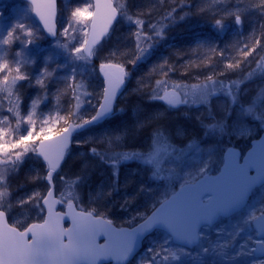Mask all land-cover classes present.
Segmentation results:
<instances>
[{
  "label": "rangeland",
  "instance_id": "rangeland-1",
  "mask_svg": "<svg viewBox=\"0 0 264 264\" xmlns=\"http://www.w3.org/2000/svg\"><path fill=\"white\" fill-rule=\"evenodd\" d=\"M113 2L116 7L126 4L129 15L134 19L138 17L144 20L142 32L148 36L153 35L149 24L159 22L166 24L167 27L164 28L162 39L154 37L152 40H144L138 49L135 35L136 24L128 22L120 15L110 36L95 49L92 57L97 63L94 67L89 60L87 63L75 61V64L72 60V56L76 55L74 48L80 47L88 36V24L92 16L89 13H92L93 9L91 0H56L57 32L56 38L51 40L44 35L32 16V8L29 4L22 0H0V39L5 38L10 27L18 23H23L25 29H30L33 33L32 37H28L24 31L17 29L15 35H18L20 39L14 40L10 45L0 44V57L6 59L13 69L15 61L20 60L22 62L21 72L28 76V79L17 81L13 96L10 97L7 92H0V128L4 129L5 133L0 142L7 141L10 146L20 135H27L26 130L34 131V125L29 124L25 119L28 114L22 118L19 111V126L18 118L12 116L16 110L14 107L17 103L14 99L16 95L25 94V98L31 104L34 98L40 96L44 88H58L65 91L69 90V85L73 83L74 85L78 82L83 83L84 87L78 92L82 102L80 112L82 118L88 119L97 109L103 90L97 66L107 63L122 65L127 76L123 83L124 92L120 96L115 113L103 126H88L86 130L77 131L72 141L73 147L67 153V158L61 166L62 169L57 176H54L53 185L55 197L59 199V193L67 190L65 183L71 184L75 181L86 166H91L93 170L97 169L96 174H93L97 176L96 186L92 187L85 196L82 185L86 179L81 177L82 182L75 189L79 200L73 203L77 202L82 206L91 202L102 204L103 201H107V198L104 200L103 195H108L112 191V194L115 193L114 204L112 207L110 204L108 209L112 210V216H116V219L131 221L124 226V228H130L134 226L131 223L134 221L133 217H138L137 213H141L146 206L153 208L155 205L157 207V201L163 200L166 195L170 196L178 190L184 184V179L188 177V174L194 172L202 163L208 166L210 170L208 175L217 174L223 164V155L227 149L231 147L244 153L250 148L253 140L259 139L264 127V119L245 118L239 104H248L260 90L264 89V68L258 67L259 64H264V60L261 59L264 57V26L261 27L262 24L257 21L264 20V0H217L216 3H212V0H113ZM77 8L82 10L87 8V11L82 17H73L72 13ZM169 12H172L175 17L174 23L164 19ZM185 13L188 15L185 16ZM229 13L233 14L229 15ZM236 13L241 15L242 25L240 26L235 24ZM181 16H184V19H180ZM217 19H221L225 25L223 30H218L214 26ZM65 29L68 30L66 34ZM227 32H232L240 38L244 37L242 42L244 46L248 45L247 48L244 47L249 52L247 57L240 58L241 51L238 49V42L235 44L232 40L227 43L223 40ZM196 36L200 37L203 42L193 41ZM208 37L215 38V42L210 43L203 39ZM29 39L33 43L26 46L21 43V40ZM188 39L193 41L192 44L185 42ZM175 40L179 45L170 47L171 41ZM57 42L68 44V49L59 48ZM233 47L237 50L235 54L231 51ZM213 48L215 51L211 50ZM113 52L116 55H112ZM137 56H141V59L136 60ZM133 60H136L135 64L132 63ZM236 60L240 61L238 68H226L228 63ZM24 61L27 63H23ZM74 66L77 67L75 79H66L71 75ZM45 68L52 75L45 79V87L41 88L35 81ZM250 73L251 76H249ZM4 75H7V71L0 72V80ZM13 75H15L14 71ZM209 76L225 84L238 82L239 97L236 106L231 103L229 97L219 91V85H217V91L203 103L199 101L193 103L194 97L191 94L187 96L186 104L182 103L176 107L168 106L166 101L153 99L156 95L163 96L165 91L169 93L170 98L175 92L180 95L181 99H185L183 95L185 91L191 93L192 86H202L208 83ZM9 79L11 80V77ZM158 81L161 83L158 84ZM175 85L181 87L176 88ZM209 87L211 88V84ZM73 101L74 111L76 105L74 96ZM18 103L20 108V100ZM10 108L13 111H9ZM41 110L42 107L39 104L36 114H39ZM138 119L145 120V122L161 119L164 124L158 130L166 134L169 143L177 152L165 157L158 176H153V169L141 162L124 161L127 166L123 174L118 173L119 180L122 178V181L118 180L116 183L112 175L115 170L105 172L104 162L93 156L90 149L95 147L103 151L107 147L108 137L120 135L122 142L114 150L127 151L126 148H129L127 145L137 142V133L144 132V129L142 130L144 125L135 128L139 129L138 131L132 129ZM216 121L224 124L222 133H213L208 129L207 126ZM72 122L79 123L80 120L75 116ZM238 127L247 129V134L240 136L236 132ZM33 140L34 136L26 142L29 149L35 147L37 141L33 142ZM143 144L146 149L139 148L137 152H148L153 145V139L149 142L143 141ZM22 151L21 146L10 149L7 154H0L3 160L6 155L15 159V153ZM2 167L5 165L0 163V168ZM134 173L138 176L132 180L131 176ZM46 174V166L35 156L34 152L29 151L17 172L8 176L7 182L10 185L8 199L13 205L11 211L6 212L5 215L8 224L23 230L28 225L43 220L44 212H39L29 197L34 192H39L41 195L46 194L45 179L36 178L37 176L44 177ZM60 177L64 179L61 180ZM129 191L130 194H128ZM20 200L27 202L20 204ZM262 200H264V188L259 186L251 194L245 209L234 213L226 220L214 222L204 231L205 238L199 245H193L190 249L185 248L191 253L190 256L182 255L180 260H170L169 264L261 263L263 259L256 258L253 252L242 256L235 255L240 244L246 241L249 235L252 236L253 241L258 240L251 226L234 241L218 230L221 228L231 230L232 226L240 222L250 209H255L257 216L264 214V209L259 206ZM66 205V203L59 204V209L63 211ZM77 206L78 210H82ZM103 217L108 219V217ZM108 220L116 227H123L115 220ZM164 236L166 233L161 230L149 234L140 251L128 264H154L150 259L151 254L146 256L145 250L151 241H161ZM226 241L231 242V246L225 249L227 256L201 252V245L211 249L218 243L223 244ZM168 247L182 248L172 241ZM253 247L255 244L249 241V250ZM163 255L165 253L161 252V257L157 260H161Z\"/></svg>",
  "mask_w": 264,
  "mask_h": 264
},
{
  "label": "snow or ice",
  "instance_id": "snow-or-ice-1",
  "mask_svg": "<svg viewBox=\"0 0 264 264\" xmlns=\"http://www.w3.org/2000/svg\"><path fill=\"white\" fill-rule=\"evenodd\" d=\"M34 2V0H33ZM217 0H212V3H216ZM105 7L109 9V13L104 18V25L102 30L97 36L93 38L91 42L85 39L80 47L74 48L76 55L72 56L73 63L75 61H84L85 63L95 54V46L100 43L101 38L109 35V29L112 23L117 18L118 9L120 15L130 23H135L137 31L135 33L137 39V48L140 49V44L144 40H152L154 37L163 38L164 28L166 24L159 22L149 24L153 35L148 36L142 32L144 20L140 18H133L129 15L126 9V4H120L117 7H113L111 0H107ZM97 13L100 11L99 0L96 5ZM87 8H77L73 13V17H82ZM175 11V9H173ZM203 11V9H201ZM233 13H229L232 15ZM89 15H92L89 13ZM185 16L188 13L184 14ZM44 17L41 16V20ZM164 19L171 22H175L172 12L166 14ZM180 19H184L181 16ZM235 24L237 26L242 25L241 15L235 14ZM218 30H223L225 25L221 19H217L214 25ZM45 27L48 28L47 22ZM95 28V25L93 26ZM17 29L24 31L25 35L32 37L33 33L30 29H25L23 23H18L10 27L7 31L5 38L0 39V44L10 45L14 40L20 39L18 35H15ZM49 32L55 35L52 28H48ZM65 29V34L67 33ZM21 43L25 46L33 43L31 39L27 41L21 40ZM259 43V41H256ZM59 48L68 49V44H60L57 42ZM245 48L248 47L246 44ZM86 50V54H81ZM215 51V49H211ZM141 51H144L141 49ZM245 57L249 55V52L240 50ZM116 55L115 52L111 53ZM19 55V53H17ZM71 55V54H70ZM141 59V56H137L136 60ZM264 60V57L261 58ZM133 60L132 63H136ZM23 63H27L24 61ZM22 62L20 60L15 61V67L10 66L9 62L0 57V72L7 71V75L3 76L0 80V92H7L11 97L14 95V89L16 88L17 81L28 79L26 73L21 72ZM240 66V61L230 62L226 65L227 69H234ZM115 67L119 69L118 75L106 74L108 87L104 89V103L96 111V114L88 119L82 118L81 110V98L78 94L79 90L84 87L83 83H76L74 86L69 85L72 89L73 96L76 100L75 110L70 112V115L77 116L80 120L79 123L74 124L71 128H64L62 130V140L55 147L53 153L50 154L43 148L36 149L35 147L29 149L27 141L33 138V130H26L27 135H20L19 138L11 143L9 146L7 141L0 142V153L7 154L10 149H16L17 147H23L22 152L15 153V159L11 156H7L3 161H0L5 167L0 168V222L5 221L6 212H10L13 205L9 201V183L7 178L9 175L17 172L20 165L23 163L24 157L29 151L36 154L37 158L43 157V160L47 162V175L44 177L37 176L36 178L45 179L48 181L49 187L46 195H41L39 192H34L29 200L33 202V206L38 209L39 212H44L47 209V217L44 218L43 223H33L23 231H18L15 226L5 227L0 230V264H97V261L101 257H114L119 260H127V258L133 254L135 246L138 241L151 234L155 230H163L166 236L161 241L153 240L150 242L149 247L145 250L147 254H151L150 259L154 264H169V261H178L182 255L190 256L191 253L186 251L185 248L171 249L168 247L171 241H179L181 244L191 247L193 245H199L201 240L204 239V231L210 228L214 222L226 220L234 213L245 209L248 206V200L259 184L264 188V149L258 154L250 153L244 157V163H239L237 156L238 153L229 149L224 162V170L220 176H209L210 171L206 164H201L194 172H190L188 177L184 179V184L181 186L179 193H173L170 196H165L161 201H157L159 207L153 205V211L150 215L137 213V216L142 219L136 228L132 231L116 232L111 228L112 222L105 220L102 216L95 213V210H80L75 211L74 201L79 200V195L75 189L82 182L81 177H77L71 184L65 183V188L59 193V199H53L54 197V185L53 174L61 166V161L64 160L65 154L68 149L69 136L72 132L78 130H86L88 126L99 123L102 119L108 118L113 114L112 99L115 97L117 89L124 83V79L127 73L124 71L122 65L102 64L101 69ZM258 67L264 68V64H259ZM13 71L15 75H13ZM223 74V73H221ZM52 73L48 72L47 68L43 70L40 76L36 79L35 83L41 88L45 87V79L50 77ZM77 75V67L74 66L71 71V75L66 79H75ZM252 74L250 73L249 76ZM11 77V80L9 79ZM208 83L204 85L192 86L191 93L184 92L185 99H181L178 93H173L171 98L169 93L165 91L163 96L156 95L153 99H159L166 101L168 106L176 107L179 104L187 103V96L191 94L194 99L193 103L199 101L201 103L206 102L207 98L213 95L217 91V85H219V91L230 98L231 103L236 106L239 97V84L238 82H230L225 84L223 81H216L212 76L207 78ZM161 83L160 81L157 82ZM211 84V88L209 87ZM176 88H180V85H175ZM46 97H36L31 101L30 111L26 116V120L29 124H34V116L36 115V109L43 99ZM17 103L15 104L14 115L17 116L19 126V96L15 97ZM242 114L245 118L252 117L255 119H264V89L260 90L248 104H239ZM9 111H13L12 108ZM7 119L6 117L4 118ZM60 120H64V116L59 117ZM44 124L48 123V120L43 121ZM210 131L223 132L224 124L221 121H216L207 126ZM48 132L52 129L49 127ZM247 129L238 127L236 132L240 136L247 134ZM44 134L46 138L45 128L42 126L40 131L36 134L39 137ZM4 129L0 128V140L4 135ZM122 142V136L114 135L107 138V147L101 151L93 147L90 152L93 156L99 158L101 161L110 163L115 169L117 165L124 161H137L146 166H150L153 169V176H158L161 169V164L165 162V157L176 153L177 150L169 143L168 137L163 131L154 133L153 145L148 152L137 151H115V147ZM43 144V140H41ZM255 168L257 170L256 176H250L249 170ZM116 183H118V171L113 173ZM63 180V177H60ZM143 190V189H141ZM110 194V193H109ZM27 201L20 200V204H24ZM67 204L70 214L73 220V227L64 229L60 225V221L63 219L64 213H55L53 208L54 204ZM260 208L264 209V200L260 202ZM137 217H133L135 220ZM249 226L253 228L256 235H264V214L259 216L255 215V209H250L247 215L243 216L237 224L232 226L231 230L224 228L219 229L220 233L227 234L234 241L244 230ZM112 232L119 239L120 243L117 245L104 244L100 245L96 243V237L101 233ZM29 234L31 239H28ZM65 237L67 242L65 243ZM252 241L255 247L249 250L248 242ZM231 246L230 241H226L223 244H217L213 248L204 247L201 245V252L208 254L211 252L215 255L227 256L228 253L225 249ZM217 249L219 251L217 252ZM257 250H264V239L252 240V236L249 235L246 241L242 242L239 249L235 253L236 256H242L249 254V252H255ZM161 252L165 253L161 260H157L161 257ZM264 264V262H261Z\"/></svg>",
  "mask_w": 264,
  "mask_h": 264
},
{
  "label": "water",
  "instance_id": "water-1",
  "mask_svg": "<svg viewBox=\"0 0 264 264\" xmlns=\"http://www.w3.org/2000/svg\"><path fill=\"white\" fill-rule=\"evenodd\" d=\"M22 1H24L25 3H27V4H29L31 6V8H32V16L34 17V19L36 20V22L41 27L44 35L46 37H48L50 40L51 39H55L56 38L55 37L56 36V32H57V26H56V20H57V15H56L57 14V4H56V0H34V2H33V0H22ZM91 2L93 3V9H92V13H91L92 16H91V19H90L89 24H88L89 25L88 33H87L88 36L86 38L89 42H91L93 40V38L95 36H97L99 34V32L102 30L103 25H104V18L106 17V15L110 11L109 9H107L105 7V4H106L107 0H99V4H100V11H99V13H97V8H96V5L98 3V0H91ZM111 3H112V6L113 7H116L112 1H111ZM119 13L120 12H117V18H116V20L113 21L112 26L109 29V35H110V32L112 31V29L116 26V22L118 21L119 15H120ZM41 16L44 17L43 20H41ZM45 22H47L48 28H52L54 30L55 35H53L52 33H50L49 30H48V28L45 27ZM94 25H95V28L93 27ZM107 37L101 38L100 43L98 45H100L103 41H105ZM98 45H96L95 48L98 47ZM82 54H86V50L83 51ZM107 64L116 65V64H113V63H107ZM101 65L98 66V76L102 80V89H103V91H102V95H101V98H100V102L98 104V107L95 110V113L93 115H95L96 114V111L99 110L100 105L102 103H104V89L109 86L108 83H107L106 74H109V75H112V76L119 74V69H117L115 67H112V68H104L102 70L101 69ZM123 90H124L123 85H121L119 87V89H117L116 94H115V97L112 99L113 113H114V106L116 105V102L119 100V96L121 95V93L123 92ZM109 117L106 118V119H102L99 123H96V124L91 125V126H97V125H99L101 123H104V121H106L107 119H109ZM74 124H76V123L70 122V123H68L66 125L65 128H71ZM62 130L59 131V132H57L54 135L47 136L46 138L41 139V140H43V144H41V140L37 141L36 144H35V148L36 149L43 148L45 151H48L50 154H52L53 153V150L55 149V147L61 142V140L63 138L62 137V134H61L62 133ZM76 133H77V131L76 132H72L71 135L69 136V143H68V149H67V151L69 150V148L71 146L72 139L75 137ZM249 147L250 148L245 153H243V154H240V152L237 149H235V148H231L230 147L229 149H231V150H233V151H235V152L238 153L237 159H238L239 163L243 164L244 163V157L245 156H248L250 153H257L258 154L262 149H264V127L262 129V133H261L259 139L253 140L250 143V146ZM229 149H227L226 152L223 155V164L221 165V167L219 169V172L217 174L209 175V176L216 177V176H220L221 175V173L224 170L225 157H226ZM66 154H67V152H66ZM66 154H65L64 160L61 161V165L63 164V162L66 159ZM35 156H36V154H35ZM39 159L42 161V163L47 168V162L43 160V157H39ZM60 168H61V166H60ZM56 173H54V174H56ZM249 175L250 176H256L257 175V170L255 168L250 169L249 170ZM45 183L47 184V187H49V184H48V181L47 180H45ZM259 186L260 185L258 184L257 187H259ZM180 191H181V187H179L178 190H176L174 193H179ZM53 199H57L55 197V194H54ZM157 207H159V204L157 205ZM74 208H75V211H77V212L80 211V210H77L76 209L75 204H74ZM53 210H54L55 213H64L65 214L63 216V219L60 221V225H61L62 228L69 229V228H72L73 227L72 216L70 214V210H69V208H68L67 205L64 207V209H63L64 211H60L59 210V204L58 203L57 204H54ZM151 212L148 215H150ZM46 217H47V209L45 208L44 218H46ZM44 218H43V220H44ZM105 220H107V219H105ZM142 222L143 221H140L135 226L130 227V228L129 227H125V228L116 227L115 225L111 224V228L114 229L116 232H120L121 230L128 232V231H132L134 228H136ZM40 223H43V221H41ZM5 227H12V226H10L9 224H7L6 220L4 222H0V230H3V228H5ZM18 231H20V230H18ZM161 231H163V230H161ZM147 236H145L143 238L142 242L141 241H138L137 242L133 254H131L127 258V260H119V259L114 258V257H107V258L101 257V259L97 261V264H128L137 255V253L140 251V249L142 247V243H143V241L145 240V238ZM28 239H31V235L30 234H29ZM257 239L258 240L264 239V235H259V236L257 235ZM66 242H67V238L65 237V243ZM172 242L176 246H178V247H183V248H186V249H190L191 248V247H187V246L181 244L179 241H172ZM96 243L97 244H100V245H104V244L117 245V244L120 243V241H119V239L116 237V235L114 233L109 232L107 234L101 233L100 235H98L96 237ZM253 253H254V256L256 258L263 259L262 262H264V250H257V251H255ZM258 264H261V263H258Z\"/></svg>",
  "mask_w": 264,
  "mask_h": 264
},
{
  "label": "trees",
  "instance_id": "trees-1",
  "mask_svg": "<svg viewBox=\"0 0 264 264\" xmlns=\"http://www.w3.org/2000/svg\"><path fill=\"white\" fill-rule=\"evenodd\" d=\"M257 21L262 24L261 27L264 26V20L263 19H259ZM243 38L242 37L240 38V36L233 35L232 32H229V33L227 32L225 34V36H223V40L224 41L226 40L227 43L231 42L232 40L234 41L233 43H235V44L238 42V45H237L238 49L239 50L243 49V51H246L244 49V42H242ZM203 39L207 40L210 43L215 42V38L211 39L210 37H208L207 39L206 38H203ZM193 41H196L197 43L203 42V40L200 37L198 38V36L194 37ZM193 41L188 39L185 42L192 44ZM177 44H178L177 40L171 41V45L172 46H175ZM231 51H232V54H235V52L237 51L236 47H233L231 49ZM239 54H240V58L242 56H244L242 52L239 53ZM89 62L94 67L96 66L97 61L93 60V58L91 59V61L89 60ZM72 85L74 86V83ZM39 97H46V98L43 99L42 102L40 103V105L42 107L41 112L34 116V124L33 125H34L35 128H34V131H33V134H34L33 135L34 136L33 142L34 141H39L41 139H44V134L43 133L39 137H37V135H36L40 131V128L42 126L45 128V133H46V137H47L49 135H54L57 132L61 131L63 128L66 127V125L69 122H72L74 120V117H75L73 115H70V112L73 111V106H74L73 92H72L71 88H69V90L67 89L65 91L62 90V89H58V88L57 89L44 88ZM19 100H20V104H21V107L19 108V111L21 112V115H22V118H23L26 114L29 113L28 111H29V108H30L29 107L30 106L29 105L30 101L27 98H25V94H21V96L19 95ZM1 101H2V99H1ZM12 116L14 118H17V116H15V115H12ZM60 116H64L65 119L64 120H60L59 119ZM45 119L48 120L47 124L43 123V121ZM106 122H108V121H106ZM164 122H166V121H164ZM163 124L164 123L161 121V119L160 120L159 119H154L153 121H150V122H145V120H139L138 119V121H136L134 123V125H133L134 127H132V129L138 131L139 129H135V128H137L138 126L144 125L143 128H142V130L144 129V132L142 133V131H139V133H137L138 134L137 135L138 137L136 139L137 142L132 144V145H127V147H129V148H126V150L129 151V152L137 151V150H139V148H143L145 150L146 148H144L145 144H143V141H146V142L151 141V139H153L154 133L158 132L159 131L158 129H161V125H163ZM103 125H105V123L100 124L99 126H103ZM49 127L52 129L51 132L47 131V129ZM129 128H128V130H129ZM73 141H74V139H73ZM72 147H73V145L71 146L69 151L72 149ZM0 161H3L1 154H0ZM104 165H105V172L106 171L111 172L112 170L113 171L117 170L119 174H123L124 169L127 166L124 162L119 163L115 169L113 168V166L110 163L104 162ZM61 169H62V167H61ZM133 169L136 170V168H133ZM60 170L53 176H57L58 173L60 172ZM96 170L97 169L93 170L91 168V166H86L84 168V171H82V173L79 175V177H82L83 179H86V180H84L83 185H82V188H84L83 194L84 195L86 194L85 196L88 195L87 192H89L92 187L96 186V182H98L97 176L93 175V174H96L95 173ZM137 176H138V174L134 173V175L131 176V179L133 180ZM121 181H122V178H120L119 182H121ZM88 187H90V188H88ZM111 192L108 195L107 194L103 195L104 200H106V198H107V201H103L102 204L94 203V202L85 203V204H83V206L79 205L77 202H75V204H76V206L78 205L80 207V209L95 210L96 214H98V215H100L102 217L103 216L108 217V219H111V220H115L116 216H112V210L108 209L110 204H111V207L113 206V204H114L113 200L115 199V197H114L115 193L112 194ZM128 194H130V191L128 192ZM152 209H153L152 207H147L146 206V209H143L141 211V213L147 215ZM113 210H114V208H113ZM116 220H115V222L118 223L120 226L122 225L123 227L125 225H127L129 222H131V221H128V220H125V221H120V219H116ZM140 220L141 219L139 217H137L134 221H132L131 224L136 225V223L138 221H140Z\"/></svg>",
  "mask_w": 264,
  "mask_h": 264
},
{
  "label": "flooded vegetation",
  "instance_id": "flooded-vegetation-1",
  "mask_svg": "<svg viewBox=\"0 0 264 264\" xmlns=\"http://www.w3.org/2000/svg\"><path fill=\"white\" fill-rule=\"evenodd\" d=\"M169 46H170V47L172 46V45H171V43H170V45H169Z\"/></svg>",
  "mask_w": 264,
  "mask_h": 264
}]
</instances>
